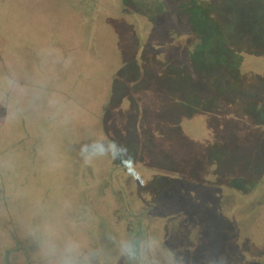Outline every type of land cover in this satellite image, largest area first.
Instances as JSON below:
<instances>
[{"label": "rangeland", "instance_id": "rangeland-1", "mask_svg": "<svg viewBox=\"0 0 264 264\" xmlns=\"http://www.w3.org/2000/svg\"><path fill=\"white\" fill-rule=\"evenodd\" d=\"M0 264H264V0H0Z\"/></svg>", "mask_w": 264, "mask_h": 264}, {"label": "flooded vegetation", "instance_id": "flooded-vegetation-1", "mask_svg": "<svg viewBox=\"0 0 264 264\" xmlns=\"http://www.w3.org/2000/svg\"><path fill=\"white\" fill-rule=\"evenodd\" d=\"M183 217L182 213H178L174 216H170L166 219V222L164 224L163 230L166 233V236L171 233L173 230H178V227H176V221H179Z\"/></svg>", "mask_w": 264, "mask_h": 264}, {"label": "crops", "instance_id": "crops-1", "mask_svg": "<svg viewBox=\"0 0 264 264\" xmlns=\"http://www.w3.org/2000/svg\"><path fill=\"white\" fill-rule=\"evenodd\" d=\"M28 151H29V150H28ZM28 151H27V153H29Z\"/></svg>", "mask_w": 264, "mask_h": 264}]
</instances>
